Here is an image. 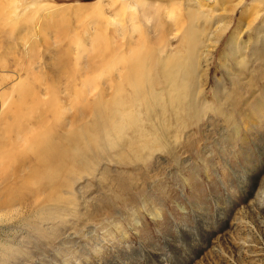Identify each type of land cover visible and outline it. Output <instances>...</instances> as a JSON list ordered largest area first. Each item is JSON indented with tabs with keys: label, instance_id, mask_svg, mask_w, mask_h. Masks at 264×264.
<instances>
[{
	"label": "rangeland",
	"instance_id": "rangeland-1",
	"mask_svg": "<svg viewBox=\"0 0 264 264\" xmlns=\"http://www.w3.org/2000/svg\"><path fill=\"white\" fill-rule=\"evenodd\" d=\"M117 1L0 0V264H264V0Z\"/></svg>",
	"mask_w": 264,
	"mask_h": 264
},
{
	"label": "bare ground",
	"instance_id": "bare-ground-1",
	"mask_svg": "<svg viewBox=\"0 0 264 264\" xmlns=\"http://www.w3.org/2000/svg\"><path fill=\"white\" fill-rule=\"evenodd\" d=\"M99 1H101V0H99ZM117 1V0H116ZM118 2V1H117ZM122 2V1H121ZM174 13V12H173ZM144 70H145V68H144V66L140 63L139 65H137V67H136V73L134 74V78L135 77H137V78H139L140 77V75L141 74H143V72H144ZM144 75V74H143ZM136 79V78H135ZM134 79V80H135ZM136 83V82H135ZM26 94H30V92L28 91V90H25V91H23L22 93H21V95L23 96V97H25L26 96ZM22 97V98H23ZM21 98V99H22Z\"/></svg>",
	"mask_w": 264,
	"mask_h": 264
}]
</instances>
